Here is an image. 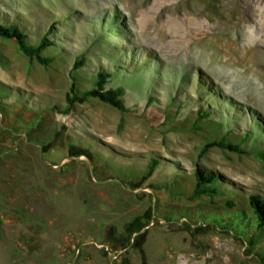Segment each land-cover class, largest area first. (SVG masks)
Wrapping results in <instances>:
<instances>
[{"label":"rangeland","instance_id":"rangeland-1","mask_svg":"<svg viewBox=\"0 0 264 264\" xmlns=\"http://www.w3.org/2000/svg\"><path fill=\"white\" fill-rule=\"evenodd\" d=\"M227 1L0 0V25L52 44L44 66L0 37V264H264L249 204L264 196V49L258 72L252 56L236 65L263 99H233L222 64L182 66L154 34L201 8L240 41L253 8ZM100 72L126 111L94 98L68 110L72 84L92 90ZM214 141L245 153L202 155ZM196 168L219 176L217 195H195Z\"/></svg>","mask_w":264,"mask_h":264},{"label":"bare ground","instance_id":"bare-ground-1","mask_svg":"<svg viewBox=\"0 0 264 264\" xmlns=\"http://www.w3.org/2000/svg\"><path fill=\"white\" fill-rule=\"evenodd\" d=\"M230 1H227V3L225 4L226 6L220 7H222L223 10L226 9L227 4H229ZM237 1L238 0H234V3L236 4ZM240 1L245 4L247 8H253L254 15L253 26L248 25V21L246 22V20H242L243 29L245 28L246 30H250L244 33L246 34V36H241L240 41L237 40V38L234 39V41L228 40V38L226 37L227 34L221 30V25L223 24L220 22V20L213 19L211 21V19L207 15H204V10L201 8L195 9V16L194 18L188 20V23H186L187 20L185 22V20H178L174 18L169 19L168 21H165L162 26H156L154 34L158 36L163 43H167L168 46H171V49L169 51L170 58L178 60L181 65L182 63L187 64V60L194 57L195 63H201L208 71H215L211 72L214 75L218 76L217 73L219 72L217 71L219 70L217 68L214 70V68H212V65L222 64L221 68H223V74H221L220 72L219 75L221 74L223 78L229 80V82L231 83V85L229 83V87L232 89L231 98L244 99V97L247 96L250 100H254L255 97L253 95V92L260 88L259 83L252 81L251 77L246 74L245 71L239 72L236 65L239 66L243 64H241L240 58H243L244 56H252V59H249V62L252 64V66L255 65L254 67L256 68V71L254 72H258V69L262 64L261 62H259V59L262 58V56L259 58L257 54L260 52L258 49H264V0ZM228 12L227 18L232 20L234 13L233 8H230ZM241 19H243V16H241V13H239V18H237V21ZM212 22L214 23L212 24ZM225 24H228V20L225 21ZM230 25L231 23H229L227 27ZM225 28L223 29L225 30ZM240 33L239 35H241ZM239 35L237 33V36ZM246 37L249 40H254V44H246ZM219 45L223 50H220ZM221 54L228 58L224 61L220 60L219 57L221 56ZM206 57L207 60H205ZM238 57L240 58L238 59ZM236 58L237 60H235ZM262 99V96H257L255 100L259 101ZM262 104H264V101Z\"/></svg>","mask_w":264,"mask_h":264},{"label":"trees","instance_id":"trees-1","mask_svg":"<svg viewBox=\"0 0 264 264\" xmlns=\"http://www.w3.org/2000/svg\"><path fill=\"white\" fill-rule=\"evenodd\" d=\"M0 37L5 39L15 40L19 50L27 56L31 61L36 60L38 63L48 66L51 62V58H47L43 55V52L49 48L52 44L50 40L44 37L37 46H33L27 42V36L17 26L6 27L0 25ZM84 63L83 58H80L75 63V68L82 66ZM110 74L100 72L97 76L96 87L92 90L78 93L75 90V84L73 83L70 89V93L67 95L68 110L72 109L76 104H83L89 99H99L101 102L110 105L122 112L126 111L124 102V89H106V84ZM200 117H203L200 115ZM218 147L223 150H228L237 154H244L245 152L236 144L226 143L225 141H214L207 143L202 149V155L205 154L210 148ZM263 157L264 154H258ZM151 168H155L158 164L157 160L151 162ZM196 188L195 195L201 197L203 195L215 196L218 194L216 187L219 176L212 171L196 168L195 170ZM249 204L257 218V228L259 231H264V196L258 194H252L249 197ZM115 264H120L119 261Z\"/></svg>","mask_w":264,"mask_h":264},{"label":"built area","instance_id":"built-area-1","mask_svg":"<svg viewBox=\"0 0 264 264\" xmlns=\"http://www.w3.org/2000/svg\"><path fill=\"white\" fill-rule=\"evenodd\" d=\"M116 260H117V256H114L113 259H112L111 264H115Z\"/></svg>","mask_w":264,"mask_h":264}]
</instances>
